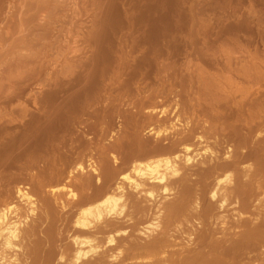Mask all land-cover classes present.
<instances>
[{"label":"bare ground","instance_id":"1","mask_svg":"<svg viewBox=\"0 0 264 264\" xmlns=\"http://www.w3.org/2000/svg\"><path fill=\"white\" fill-rule=\"evenodd\" d=\"M13 2L31 41L0 53V264H264V85L239 82L264 59L232 70L240 34L163 32L129 2L41 78L66 3Z\"/></svg>","mask_w":264,"mask_h":264},{"label":"rangeland","instance_id":"2","mask_svg":"<svg viewBox=\"0 0 264 264\" xmlns=\"http://www.w3.org/2000/svg\"><path fill=\"white\" fill-rule=\"evenodd\" d=\"M13 1H17V0H13ZM13 1H11V0L5 1L4 4L0 8V34L2 35V37L0 35V45H1L0 53L8 51L9 46L12 45V43H11L12 41H10L11 39L15 40V38H16V41L14 42V44H16V45H17V43H19V42H17V40L20 41L19 39H21L20 36H22V37L25 36L26 38H29V41H31L30 35L24 34L26 29H25V31H21V32H24L23 33L24 35H21L20 34L21 32L16 33L17 31L15 32V29L13 28L14 27V21L17 19V18L16 19L12 18V16H11L12 10H13V5L15 6V2H13ZM35 1H38V2L42 1L39 4H43L45 1H46L45 3L47 4V2H48V0H34V2ZM57 1H59V2H57ZM65 1H68V2H65ZM123 1L126 2L127 0H123ZM123 1L122 0H113V2H112V0H109L107 3V0H56L57 4L66 3V5H64L65 6L64 8H66V9L63 11L61 10L59 12V15H61V16L58 15L59 19H58V17H56L58 20L54 21V23L55 22H57V23L53 24V26H52L53 28L50 29V30L53 29V31H51L52 33L50 31L49 32L51 34L48 32L50 34V35L49 34L48 35L51 36L50 39L47 38L48 36H45L47 38V40H49V41H47L45 38V43L46 42L48 44L51 43L50 44L51 46L50 45L49 46L52 47L51 48L52 50L51 49L49 50L50 47L49 46L47 47L46 46L47 44H44V41H43L42 46H39V47H41V49L44 48L43 45H45L47 47V48H44L43 50L40 51L41 52L40 56L44 58L43 59L40 57L41 58L40 61L42 64H46V66H47L46 67L45 65H42V67L45 66L44 68H42V69H44L43 72L41 71L42 69L40 66V69H41L40 71H41V75H42L40 77L43 78L44 75L46 76V74L48 72H50L54 69L60 68V64H65L68 56L70 57L71 60L73 58H75V56H73V54L72 55L70 54L71 52L68 53V51L70 50L71 47H69V50L67 49L68 46H72L70 44H71V40H74L73 38L76 37L74 40L75 46H74L73 41H72V44H73L72 47H74L75 49L78 47V49L80 48V51H82L81 49H83V47L80 46L79 44H82V42L84 41L82 36H84V37L86 36V32H84V31L86 29L88 30V28L90 27V20L92 19V16L97 14L100 18V16L102 15L101 16L102 19L105 16L104 17V18H106L105 20H107L108 22L109 21L113 22L112 24H116L117 25V26L115 25L116 27H118V26L120 27L122 22H123V17H124L123 11L125 10L126 7H129V6H127V4L129 5V2H131V4H133L135 6L134 11L136 10L135 11L136 13H134V14H136V15L139 14L140 12L144 11L146 7L149 9L151 8V17L154 19H155V16L158 17V19L160 21L159 22V29H161L163 32L168 31V29L173 27V25H179V26L184 25L185 29L183 30L182 34L185 36H187L189 33H195L199 30H201L202 33L204 31L208 32V33L213 32L212 34H217V33L221 32L224 36H230V37L233 35V33L240 34V36H241V37L239 36L240 37V44H235V45L233 44L231 46H228V48H230V53H231V58H232L231 63H230L232 70L234 69V67H235L234 70H236L237 67L240 69V68H242V66L244 68H246V66H247V68H248V65L250 66V64H251V59H250L251 56L250 55H252L253 53H254L253 55H255V56L258 55L257 57H259V58L261 57V60L264 59V56H263L264 55V53H263L264 52V0H128L127 4L126 3L123 4ZM98 2H100L101 4ZM111 2L112 3L115 2V5H117V7L115 6L116 9L107 7V6H111L110 5V4H112ZM16 3L18 5L19 0ZM105 3H106V5H105ZM22 4L23 3H21V5ZM73 5H77L78 7L82 6V9L84 6H86V8L89 9V12L84 13V11H83V14L82 13L79 14L78 17H76L75 20H73V19H71L72 13L68 10V7H72ZM94 5H96L97 7ZM124 5H126V6H124ZM69 9H71V8H69ZM101 10H102V12H101ZM95 12H97V13H95ZM18 13L19 12H17V14ZM90 13H92V14H90ZM102 13H105V14H102ZM121 13H122V15H121ZM80 15H82V16H80ZM108 16H109V19H108ZM44 17L46 18V14H39L37 20H40V22L39 21L38 22L39 23L43 22ZM72 20H73V22H72ZM69 21H71L72 24L75 22L76 23H75V25H72L71 22H69ZM69 25H71L70 26L71 28H73V26L75 27V28H73V31H72V32L75 31L74 33H72V32L69 33L68 29L72 30L69 27ZM11 26H13V27H11ZM66 26H68L69 28H67ZM237 27H240L241 30H240V28L237 29ZM58 28H60L61 30ZM11 29L12 30L14 29V30L12 31ZM242 30H243V32H242ZM65 32H67V33H65ZM7 33H9L11 36L9 34L7 35ZM12 33H14V34L12 35ZM18 34H19V36H18ZM152 34H154V33L152 32ZM3 35H5V36H3ZM6 35H7V37H6ZM73 35H75V37ZM3 37H4V39H3ZM31 38H33L32 35H31ZM128 43L130 44V42H128V41H126V42L121 41L120 44L122 46L126 45L125 47H127V45H129ZM52 44L54 45V47L52 46ZM38 45H40V44H38ZM12 46H14V45H12ZM55 47L59 50L60 53L57 51V49ZM54 48H55V50H54ZM66 49H67V52H64ZM24 52L25 51H23V53ZM56 52H58L61 56L59 54H58L59 56L56 55L57 54ZM23 53H21V54H23ZM43 53H44V55H43ZM82 53H84L85 56H87L89 54V52H87V51H83ZM55 56H57L58 58H54ZM2 57L0 58V62H3L7 58L5 61H7V64L10 63L9 62V61H11L10 54H9V58H8V56H6V54L2 55ZM1 59L3 61H1ZM52 59L53 60L56 59L57 61L54 60L55 61L54 62ZM70 59H68L67 62L70 61ZM4 62L1 64H4ZM47 62H49L50 65ZM58 62H60V64ZM263 62L259 67L261 69V71H259L260 69L258 70L260 73L256 74L255 72L251 71V72H249L248 76L247 75H242V76L240 75L241 76V77L239 76L240 81L237 80L238 76H236L235 77L236 80L241 82V84L244 86L252 87V89H253V87H254V89H256L259 86L263 87L262 85H264V82H263L264 79H263V77H261L263 75V72H264V70H263L264 69L263 68L264 63ZM55 63H58L59 66H58V64H55ZM5 64H6V62H5ZM48 66H50V67L48 68ZM53 67H55V68H53ZM45 68L48 70H46ZM238 68H237V70H238ZM39 74H40V72H39ZM252 76L255 79H253ZM244 80H245V84L243 83ZM257 81L258 82L261 81V83L258 84ZM255 82H257L256 83L257 86L255 85ZM168 99L171 100L172 97L169 96ZM172 108L173 107H171L170 109L173 110ZM169 116L173 120L174 112L170 113Z\"/></svg>","mask_w":264,"mask_h":264}]
</instances>
